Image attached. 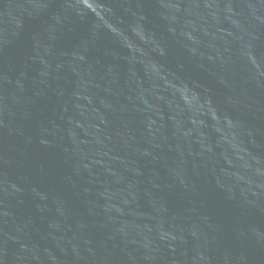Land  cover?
I'll return each mask as SVG.
<instances>
[{
  "label": "water",
  "instance_id": "95a60500",
  "mask_svg": "<svg viewBox=\"0 0 264 264\" xmlns=\"http://www.w3.org/2000/svg\"><path fill=\"white\" fill-rule=\"evenodd\" d=\"M0 264H264V0H0Z\"/></svg>",
  "mask_w": 264,
  "mask_h": 264
}]
</instances>
